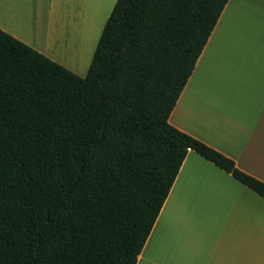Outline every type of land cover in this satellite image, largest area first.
Returning <instances> with one entry per match:
<instances>
[{"label": "trees", "instance_id": "trees-1", "mask_svg": "<svg viewBox=\"0 0 264 264\" xmlns=\"http://www.w3.org/2000/svg\"><path fill=\"white\" fill-rule=\"evenodd\" d=\"M227 0H116L79 76L0 28V264H135L187 152L169 123Z\"/></svg>", "mask_w": 264, "mask_h": 264}, {"label": "crops", "instance_id": "crops-1", "mask_svg": "<svg viewBox=\"0 0 264 264\" xmlns=\"http://www.w3.org/2000/svg\"><path fill=\"white\" fill-rule=\"evenodd\" d=\"M116 0H0V28L84 76ZM168 121L264 182V0H227ZM135 264H264V197L193 150Z\"/></svg>", "mask_w": 264, "mask_h": 264}]
</instances>
